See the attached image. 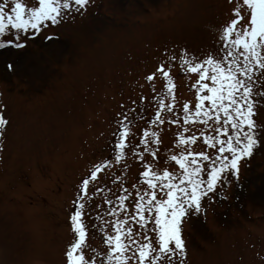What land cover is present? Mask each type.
Returning a JSON list of instances; mask_svg holds the SVG:
<instances>
[{
    "label": "rangeland",
    "instance_id": "obj_1",
    "mask_svg": "<svg viewBox=\"0 0 264 264\" xmlns=\"http://www.w3.org/2000/svg\"><path fill=\"white\" fill-rule=\"evenodd\" d=\"M21 2L38 6V0ZM234 7L228 0H94L83 16L68 17L34 39L22 36L25 48L0 49V111L9 120L0 138V264H66L75 239L70 217L78 185L94 164L114 160L118 114L127 112L137 152L144 147L143 132L156 131L162 143L153 148L166 161L158 166L180 171L166 158L179 154L183 127L151 124L166 81L159 73L152 83L146 78L166 60L165 54L184 49L215 53L221 26L233 18ZM14 34L9 28L2 39H14ZM53 34L59 39H45ZM172 78L182 123L184 103L195 110L192 85L198 77L186 76L176 61ZM255 119L264 124V108ZM190 127L183 134L197 136L192 150L214 153L203 143V126ZM144 155L145 162L152 160ZM144 170L138 158L128 156L127 166L115 165L104 182L90 185L96 195L84 219L87 243L96 249L88 254L98 264L106 248L101 229L112 231L104 221L115 219L109 211L124 194L117 185L131 190L132 184L142 183ZM209 195L213 201L205 200L206 221L195 217L183 226L188 264H264V141L250 160L241 161L238 182L229 177Z\"/></svg>",
    "mask_w": 264,
    "mask_h": 264
},
{
    "label": "snow or ice",
    "instance_id": "obj_2",
    "mask_svg": "<svg viewBox=\"0 0 264 264\" xmlns=\"http://www.w3.org/2000/svg\"><path fill=\"white\" fill-rule=\"evenodd\" d=\"M93 2L38 0V6L29 8L21 0H2L0 49L25 48L27 42L22 36L34 39L45 29L59 27L68 17L83 16ZM228 2H235L233 18L222 24L219 48L215 53L197 55L184 49L179 54H165L166 60L146 78L152 83L159 73V77L166 81V92L156 97L157 110L151 124H177L183 127V133H188L190 126L198 123L203 126L200 132L203 143L215 152H194L191 146L197 144V136L186 138L181 133L176 144L179 154L166 158L178 165L180 171L161 169L158 165L166 162L165 158H158L159 149L152 147L153 143L161 145L159 134L145 130L144 147L137 152L130 138L129 116L127 112L118 114L121 119L117 122L118 132L113 134L117 137L114 160L94 164L87 178L78 185L77 197L73 201L76 207L70 217L75 239L66 251V264H98V260L88 254L89 249L93 252L96 249L87 243L89 229L84 219L86 206L96 195L90 185L104 182L105 175L115 165L127 166L128 156L138 158L146 170L140 174L142 183L132 184L131 190L118 183V190L124 194L117 196V205L109 211L115 219L104 221L112 231L101 229L106 248L103 249L105 257L99 264H188L183 226L195 217H203L206 221L205 200L208 203L213 201L209 194L228 182L229 177L238 182L241 161L250 160L261 146L264 124H259L255 117L264 108V0ZM9 28L15 30L14 39H2ZM45 39L54 41L59 37L53 34ZM176 61L186 76L195 74L198 77L196 84L192 85L196 89L195 110L192 112L189 103H184L182 123L175 108L174 89L177 86L172 78ZM8 67L11 69L12 65ZM152 90L156 91L154 83ZM142 100L152 106L148 97H142ZM8 124L9 120L0 111V138ZM144 153L150 154V162H145ZM101 198L107 204H113L110 197ZM133 222L138 227H134Z\"/></svg>",
    "mask_w": 264,
    "mask_h": 264
}]
</instances>
